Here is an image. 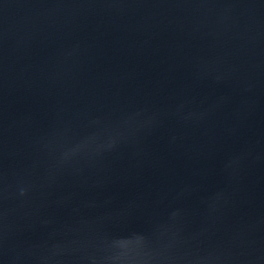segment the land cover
Listing matches in <instances>:
<instances>
[{"label":"water","instance_id":"95a60500","mask_svg":"<svg viewBox=\"0 0 264 264\" xmlns=\"http://www.w3.org/2000/svg\"><path fill=\"white\" fill-rule=\"evenodd\" d=\"M0 264H264V0H0Z\"/></svg>","mask_w":264,"mask_h":264}]
</instances>
